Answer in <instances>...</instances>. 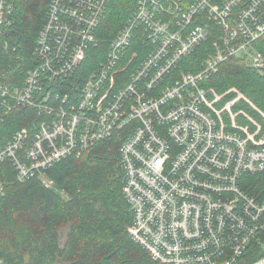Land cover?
Returning <instances> with one entry per match:
<instances>
[{
    "label": "built area",
    "instance_id": "2783aa9c",
    "mask_svg": "<svg viewBox=\"0 0 264 264\" xmlns=\"http://www.w3.org/2000/svg\"><path fill=\"white\" fill-rule=\"evenodd\" d=\"M18 1L0 0V38ZM113 1L49 0L22 85L0 81V124L17 110L36 115L0 146V166L9 164L18 183L39 178L49 188L53 166L120 138L122 193L133 215L127 232L153 261L264 264V256L246 260L264 234V191H248L264 184V135L247 108L263 120L264 112L236 88L206 89L232 59L264 74L255 46L264 0H136L81 81L76 73L103 46L98 30ZM134 41L149 50L128 70L139 56ZM201 49V69L185 72L183 61ZM114 81L124 85L105 88Z\"/></svg>",
    "mask_w": 264,
    "mask_h": 264
},
{
    "label": "trees",
    "instance_id": "16d2710c",
    "mask_svg": "<svg viewBox=\"0 0 264 264\" xmlns=\"http://www.w3.org/2000/svg\"><path fill=\"white\" fill-rule=\"evenodd\" d=\"M48 2H17L13 12L14 25L0 38V81L3 83L21 86L34 64L36 40ZM135 3L136 0L111 3L98 30L104 44L89 53L76 73L81 81L96 68L99 57H105L108 42L126 23ZM212 41L211 37L208 44ZM6 42L9 43L7 49L4 47ZM255 46L264 55V36ZM137 50L139 56L128 70H133L136 59L145 55L149 47H141L135 42L131 52L137 53ZM204 57L201 49L186 58L181 68L196 73L201 69L200 61ZM123 79L127 82V77ZM119 85L124 82H107L105 88L115 90ZM232 88L238 89L264 112V74L240 59L229 60L207 82L206 89L209 94L222 95ZM61 100L62 94L57 102ZM247 109L258 118L264 135V120ZM35 120L32 109L9 114L5 123L0 124V146ZM119 149L120 142L113 137L95 145L81 158L62 160L46 172L47 178L53 181L52 188L46 187L39 178L18 183L14 169L9 164L1 165L0 179L5 182L6 195L0 197V259L7 264H162L153 261L128 235L133 215L122 193ZM248 191L258 194L264 191V184L259 183ZM60 192L66 193L68 199ZM63 231H66V245L61 248L59 239ZM252 251L246 259L248 262L264 256V252L258 257L251 256Z\"/></svg>",
    "mask_w": 264,
    "mask_h": 264
},
{
    "label": "rangeland",
    "instance_id": "374dc122",
    "mask_svg": "<svg viewBox=\"0 0 264 264\" xmlns=\"http://www.w3.org/2000/svg\"><path fill=\"white\" fill-rule=\"evenodd\" d=\"M118 139V143L121 141V139L120 138H117ZM114 146H118V144H115ZM45 176H46V174H45ZM41 180V179H40ZM42 181V180H41ZM28 182V181H27ZM42 183H43V181H42ZM44 184V183H43ZM45 185V184H44ZM51 186H53V185H51ZM50 186V187H51ZM61 194H63L64 195V197L66 198V199H68V196H67V194L66 193H63V192H60ZM60 235H62L63 236V241L65 240V237H66V231H63V232H61V234ZM264 240V239H263ZM262 240V241H263ZM262 241H261V243L259 244V243H255V245L253 246V251H252V254H251V256H254V257H258V255L260 254V253H263L264 252V243H262Z\"/></svg>",
    "mask_w": 264,
    "mask_h": 264
},
{
    "label": "water",
    "instance_id": "95a60500",
    "mask_svg": "<svg viewBox=\"0 0 264 264\" xmlns=\"http://www.w3.org/2000/svg\"><path fill=\"white\" fill-rule=\"evenodd\" d=\"M59 245H60L61 248L65 247V245H66V237H65V240L63 241V236L60 235Z\"/></svg>",
    "mask_w": 264,
    "mask_h": 264
},
{
    "label": "bare ground",
    "instance_id": "6f19581e",
    "mask_svg": "<svg viewBox=\"0 0 264 264\" xmlns=\"http://www.w3.org/2000/svg\"><path fill=\"white\" fill-rule=\"evenodd\" d=\"M52 188V187H51Z\"/></svg>",
    "mask_w": 264,
    "mask_h": 264
}]
</instances>
